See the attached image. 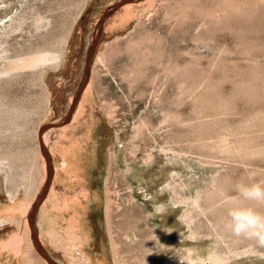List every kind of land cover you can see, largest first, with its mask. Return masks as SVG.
<instances>
[{
	"label": "rangeland",
	"instance_id": "1",
	"mask_svg": "<svg viewBox=\"0 0 264 264\" xmlns=\"http://www.w3.org/2000/svg\"><path fill=\"white\" fill-rule=\"evenodd\" d=\"M43 50L0 76V264H264L227 227L264 214V0H0V70Z\"/></svg>",
	"mask_w": 264,
	"mask_h": 264
},
{
	"label": "clouds",
	"instance_id": "2",
	"mask_svg": "<svg viewBox=\"0 0 264 264\" xmlns=\"http://www.w3.org/2000/svg\"><path fill=\"white\" fill-rule=\"evenodd\" d=\"M237 191L247 199L264 202V185L238 184ZM229 222L227 227L237 236H243L256 241L260 248H264V214L253 208L233 207L228 211ZM264 256V253L260 254ZM180 264H222V260L215 253H209L201 257L193 252L179 258Z\"/></svg>",
	"mask_w": 264,
	"mask_h": 264
},
{
	"label": "bare ground",
	"instance_id": "3",
	"mask_svg": "<svg viewBox=\"0 0 264 264\" xmlns=\"http://www.w3.org/2000/svg\"><path fill=\"white\" fill-rule=\"evenodd\" d=\"M50 51H38L35 53H32L28 57H23L22 59H16V60H11L8 62L6 67L4 69L0 70V76L7 75L9 73H14L20 70H28V69H35L39 66L45 65L47 63L50 64L51 61L55 60V56L52 55V52L49 53ZM54 63V62H52ZM51 63V64H52ZM6 162L5 159H0V173L3 171L5 168L3 164ZM5 165V164H4ZM9 165V164H8ZM4 167V168H2ZM5 170V169H4ZM8 174V173H7ZM9 176V175H8ZM7 192V190H6ZM5 192V193H6ZM7 194V193H6ZM9 197V196H8ZM194 203V202H193ZM186 217V216H185ZM184 217V218H185ZM188 217V216H187ZM188 219V218H187ZM3 224V223H2ZM190 237L194 238L193 235ZM171 237L165 238V243H170V245H173V254L172 256H168L164 252V243H159V241L156 243V250L158 251L157 255L160 257L157 259L158 262H152L151 264H180L179 258L180 257H185L189 252H193L201 257H206L209 253H215L217 254L220 259L222 260V264H232V263H237L243 258H250L253 257L254 251H245L242 253H231L230 255H221L218 252L215 251V249H209L207 251H200L196 248H189V247H179L178 245L173 243V240L171 241ZM191 238V239H192ZM193 240V239H192ZM52 262V261H51Z\"/></svg>",
	"mask_w": 264,
	"mask_h": 264
},
{
	"label": "water",
	"instance_id": "4",
	"mask_svg": "<svg viewBox=\"0 0 264 264\" xmlns=\"http://www.w3.org/2000/svg\"><path fill=\"white\" fill-rule=\"evenodd\" d=\"M36 208V207H35ZM35 208H34V210H35Z\"/></svg>",
	"mask_w": 264,
	"mask_h": 264
}]
</instances>
